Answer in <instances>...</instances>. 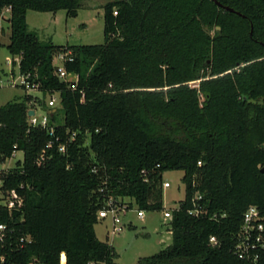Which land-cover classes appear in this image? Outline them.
I'll list each match as a JSON object with an SVG mask.
<instances>
[{
    "label": "trees",
    "instance_id": "16d2710c",
    "mask_svg": "<svg viewBox=\"0 0 264 264\" xmlns=\"http://www.w3.org/2000/svg\"><path fill=\"white\" fill-rule=\"evenodd\" d=\"M219 1L246 17L214 0H110L104 43L62 46L29 30L27 13L75 16L83 0H0L11 56L44 98L59 92L50 125L63 142L76 134L63 153L48 130L30 125L31 108L48 109L44 98L28 93L0 107V163L24 153L6 181L25 197L11 224L17 237H33L12 261L113 264L114 247L95 233L105 200L162 209L163 174L182 170L172 243L138 264H264L234 251L246 210L264 215V0ZM69 50L77 90L53 63ZM195 204L199 215L190 213Z\"/></svg>",
    "mask_w": 264,
    "mask_h": 264
},
{
    "label": "rangeland",
    "instance_id": "374dc122",
    "mask_svg": "<svg viewBox=\"0 0 264 264\" xmlns=\"http://www.w3.org/2000/svg\"><path fill=\"white\" fill-rule=\"evenodd\" d=\"M108 1L110 0H83V7L75 16L68 15L64 9L57 12L29 10L28 28L38 32L42 40H52L56 45L104 43V6ZM9 15V11L5 10V18H0V24L4 29L0 38V62L6 69L10 68L11 62V54L7 48L11 35ZM189 84L191 87H199V81H192ZM28 93L44 98L39 91H26L21 87L3 85L0 87V107L9 101L22 100ZM49 97L50 95L46 94L44 98L46 102ZM200 100L203 102L204 97L201 96ZM37 113L42 115L44 110L37 108ZM23 159V151L18 150L6 159L3 167H14L19 160ZM183 175L182 170H170L163 174V181H168L170 186L163 188L162 209L144 210L145 218L140 219L138 207L134 205L123 217V229L114 236L109 234L110 221L99 220L95 225L97 238L114 247L116 256L113 264H138L141 258L151 256L172 243L171 219L165 218L164 212L167 209L172 211L177 208L179 201L185 198Z\"/></svg>",
    "mask_w": 264,
    "mask_h": 264
},
{
    "label": "built area",
    "instance_id": "2783aa9c",
    "mask_svg": "<svg viewBox=\"0 0 264 264\" xmlns=\"http://www.w3.org/2000/svg\"><path fill=\"white\" fill-rule=\"evenodd\" d=\"M117 13V12H115ZM1 38V36H0ZM1 42V39H0ZM73 56L71 51L60 52L54 56V66L58 77L69 83V87L72 90H77L79 86V75L77 73L69 72L66 68V62L72 61ZM73 76V80L69 78ZM3 85H9L12 87H21L26 91H40V83L32 76L31 73H24L20 68V59L11 56L10 68L6 69L0 62V87ZM42 93V92H41ZM50 97L47 101L48 109L44 110L42 115L37 113V108H31L35 110V113L29 115V123L31 126H39L49 131V133L55 136L58 142L57 147L59 151L67 152L68 144L75 139L76 134L73 133L66 142L61 140V137L56 134L54 125H50L51 112L56 110V105L60 99L59 92H53L49 94ZM30 109V110H31ZM42 109V108H41ZM43 110V109H42ZM54 139L50 140L42 150L38 162H42L45 159L46 152L49 148H52ZM16 150L13 152V154ZM12 154V156H13ZM18 162H23L19 160ZM18 162L14 167H3L4 162L0 163V217L3 213H7L10 221H3L0 219V264H20L17 261H12L13 255H17L27 245L33 242L31 235H23L17 237L16 230L11 224V221L15 219V215L23 212L25 203L24 195L16 188H10L7 185V178L14 173V169L18 166ZM201 164V162H199ZM147 181V179H145ZM170 186L168 181H163V188ZM21 189L24 185H20ZM103 191V189H101ZM196 198L202 199V195L196 192ZM133 207L130 206L127 200L122 198L108 197L103 203L102 207L98 211V218L100 220L110 221L109 234L111 236L116 235L123 229V217ZM174 210V209H173ZM173 210H165V218H172ZM202 212V207L195 204L194 208L190 210L191 214L199 215ZM138 217L140 219L145 218V211L138 208ZM215 236L211 237V242H215ZM235 253L239 258L248 260L254 263H258L261 258L264 257V215L261 210L251 205L244 213L243 222L236 236V243L234 248ZM28 264H42L35 261H31ZM88 264H104L96 261H90Z\"/></svg>",
    "mask_w": 264,
    "mask_h": 264
},
{
    "label": "water",
    "instance_id": "95a60500",
    "mask_svg": "<svg viewBox=\"0 0 264 264\" xmlns=\"http://www.w3.org/2000/svg\"><path fill=\"white\" fill-rule=\"evenodd\" d=\"M214 2H215L217 5H219L220 7L224 8V9L230 11V12H234V13H237L238 15H241V16H243V17H246V16H245L243 13H241L240 11H237L236 9H234V8L231 7V6L224 5V4L221 3L219 0H214ZM218 28H220V27H218ZM252 33H253V25H252L251 35H252ZM73 79H74L73 76H71V77L69 78L70 81L73 80ZM34 113H35V110L31 109V110H29V113H28V114H29V115H32V114H34Z\"/></svg>",
    "mask_w": 264,
    "mask_h": 264
}]
</instances>
